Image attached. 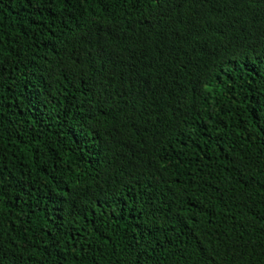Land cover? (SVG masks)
I'll use <instances>...</instances> for the list:
<instances>
[{
    "label": "trees",
    "instance_id": "1",
    "mask_svg": "<svg viewBox=\"0 0 264 264\" xmlns=\"http://www.w3.org/2000/svg\"><path fill=\"white\" fill-rule=\"evenodd\" d=\"M0 264H264V0H0Z\"/></svg>",
    "mask_w": 264,
    "mask_h": 264
}]
</instances>
